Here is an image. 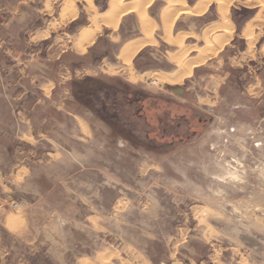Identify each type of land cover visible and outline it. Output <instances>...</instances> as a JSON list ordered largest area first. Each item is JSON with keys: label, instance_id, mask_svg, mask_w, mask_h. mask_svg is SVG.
<instances>
[{"label": "rangeland", "instance_id": "rangeland-1", "mask_svg": "<svg viewBox=\"0 0 264 264\" xmlns=\"http://www.w3.org/2000/svg\"><path fill=\"white\" fill-rule=\"evenodd\" d=\"M227 1L234 41L230 39L212 57L192 68L181 83L156 85L152 74L176 68L168 61L169 55L179 50L174 36L185 34L183 47L204 45L201 33L206 24L221 21L216 17L217 0H209L204 17L179 15L167 42L156 29L155 42L137 52L129 64L138 77L134 81L117 61L123 44L142 35L134 14L123 16L115 31L102 28L90 48L79 54L72 42L78 28L89 25L92 13L87 12V4L75 0L76 15L60 23L63 0H25L24 18L15 24L16 38L8 40L10 52L4 56L5 64L17 63L13 72L17 78L30 61L43 62L47 54L66 51L61 60L70 93L64 110L92 126V130H84L92 146L84 149L76 138L77 130L65 129L59 149L64 157L58 166L31 164L33 177L12 194L14 201L5 199L8 193L2 192L0 185V212H16L9 217L15 223L21 222L25 202L47 203L54 208L55 195L42 199L44 195L37 192L39 187L49 186L41 172L56 169L66 177L84 167L83 176L72 184L82 197L92 196L95 205L101 207L106 228L99 227V218H95V231L88 237L82 232L78 236L70 224L58 230L54 225L49 227L46 221L51 215L46 217L36 210L38 215L32 218L37 224L29 227V234L18 235L0 225V264H61L60 251L50 249L54 242L47 239L75 233L79 240L73 243V252L64 257L66 264H72L75 254L100 252H104L99 255L100 264H133L130 258L135 256V248L139 254L133 259L141 264H264V30L259 34L247 30L251 35L245 44L246 40L237 36L245 27L241 13L256 9L248 6L251 0ZM257 1L264 10V0ZM185 2L191 8L195 0ZM92 3L99 14L108 9L107 0ZM163 7L162 0H155L146 10L159 23ZM247 27L250 29L251 24ZM28 40L32 44H27ZM56 41L58 44L48 49L50 42ZM47 65L45 69L52 73L55 66ZM27 79L11 92L12 96L26 88L30 92L25 98L7 103L0 100V182L4 186L8 185L6 175L15 149L25 147L16 139L17 131L7 128V106L18 107L23 100L32 105L37 102L34 119L44 116L50 121L57 117L52 107L40 113V107L50 105L51 99L41 98L33 86L26 87ZM105 94L116 96L118 101L109 113L101 114L96 112L99 104L94 99L104 100ZM107 98L104 101L109 105ZM136 98L139 103H131ZM64 116L66 122H74L72 116ZM50 148L45 140L32 146L31 160L39 159ZM69 202L63 209L60 205V214L70 222L76 210Z\"/></svg>", "mask_w": 264, "mask_h": 264}, {"label": "crops", "instance_id": "crops-1", "mask_svg": "<svg viewBox=\"0 0 264 264\" xmlns=\"http://www.w3.org/2000/svg\"><path fill=\"white\" fill-rule=\"evenodd\" d=\"M28 2H33V0H28ZM25 3H26L25 0H0V54L3 55L2 57H0V100H2V102L7 103L9 102V99L17 100V99H21L22 97L25 98L27 92H30V90L27 91L26 88H24L23 91L19 92V94H14L12 96H11V92L13 91L17 83L21 82L22 80H25V78H28L27 79L28 83L26 87L31 89L33 86L38 89V94L39 96H41V98L46 100L51 99L49 103L50 105H48L47 107H42V106L40 107L39 109L40 113L43 115L48 111L50 107H52L57 117L55 120H50V121L48 120V118L44 116H40L39 118H37L38 120L34 119V115H35L34 109L37 102H35V105H32L28 103L29 101L23 100L21 101L20 105H18V107H16L17 105L12 106L13 108H9V106H7L5 111L9 119V125L7 128L8 130L11 128L17 131V133L15 132L16 139L24 143L25 147H27V148L19 147L15 149V152L13 154V163L9 167L8 173L6 175L8 185L4 186L2 185V182H0V185L2 187V192L7 191L8 193V195L5 196V199L9 201H14L12 194L18 192V189L24 186V184L27 183L28 179H31L33 177L31 164L37 162V163H48L50 164V166L54 165L55 167L58 166V164L61 162V158L64 157L62 152H60V150H62V148L60 149V147L63 146V135L65 129H68L71 132L77 130L78 135L76 138L83 142L81 143L80 146L83 148L85 147L84 149L90 148L92 146L90 145L91 144L90 136L85 135V131L92 130V126L88 122L82 120L80 116L79 118H77L76 116L71 115L70 112L64 110L65 98H67L68 93H70L69 90L65 87V83H64L65 71L63 70L65 66L63 65V62L61 60L63 54L66 51L62 49L55 54H47L43 62L33 63L30 61L29 64L25 66V69L23 71L20 70V75L17 78L15 76V73H13L15 72L14 69L17 67L16 65L17 63L16 64L12 63L8 65L5 64L4 60L6 59V57L4 56L6 55L9 56V52H10L9 51L10 41L8 40L9 39L14 40L16 38L14 37L15 33H17V31L15 30V24L20 23L24 18L22 7L25 6ZM200 3L201 0H195V3L192 6H190L191 9L194 10L198 8ZM209 6L206 12L209 10ZM243 6L246 7L247 5H243ZM248 6L251 8H255L256 11L253 12L251 16L245 20V27L241 30V32L237 34L238 37L246 40L245 44H247L246 43L247 39L250 38L246 30H251V33L253 34L262 33L264 30L262 29L264 28V10H262L261 3L257 0H251V3ZM217 8L218 6L216 5V17L219 18ZM206 12L203 13L202 15H193V16L204 17L206 16ZM257 16L258 19H255ZM134 22L136 23L135 16H134ZM219 22L220 21L207 23L206 27ZM248 24H251L250 29L247 27ZM88 26L89 25L81 26L80 28H78L72 42L73 49H75L74 44L79 36L80 31ZM141 38L142 35L139 38L130 39L127 40L126 42L133 40L137 41V39L139 40ZM42 40L43 42L47 41L46 37H44V39ZM28 41L29 42L27 44H32L31 40ZM230 41H234L233 36ZM125 43L123 44V46L125 45ZM57 44H58L57 41L56 43L50 42V44L48 45V49L54 47ZM88 48H90V46ZM260 49H262V47ZM133 61L135 62L136 59ZM48 62L51 63V65L55 66V69L52 71V73H49L45 69L48 67L47 65ZM165 73H170V72H165ZM34 83H36L37 86L34 85ZM49 87L50 89H48ZM46 90L48 93H46ZM238 108L247 109L244 108L243 106H239ZM88 109L89 110L91 109V111L95 114V110H92V108H88ZM249 110L252 109L249 108ZM15 113L17 116L15 115ZM64 114H67L68 116H72L74 122H66L64 120L65 118ZM261 114L263 115L264 111H261ZM1 128L2 126L0 125V129ZM54 132H56V134H54ZM73 137H75V135H73ZM42 140H45V143L51 147L50 148L51 150L50 152H45L43 156L33 161L31 160V158H33V151L31 147L38 144ZM73 153L77 154L75 152ZM76 159L82 160V158L81 159L76 158ZM81 168L82 169L79 170L77 174H73L71 176H66V177L64 173L62 172L58 173L56 169L51 170V173L48 174L41 172L42 175L40 174V177L46 178V182L47 184H49V186L48 188H44V189L39 187V189H37V192L40 193L41 195H44L41 197L42 199L45 198L52 199V197L55 195L54 197L55 198L54 202L56 204L55 207L52 208L47 203L25 202V204L22 206V213H20L21 222L13 223L11 222V219H9L10 215H16L17 214L16 212H13L11 214L10 213L3 214V212L1 211L0 218L2 219H0V225L6 228H12L17 232L16 234L24 236L26 234H29L28 233L29 227L31 228V226L37 224L33 221L32 217L38 215V211L36 210H39L40 212H42V215H46V217H48V215H51L49 221L47 220L46 223L48 224L49 227L54 225L53 227H55L56 230H58V227L61 228V226H64L65 224H70L73 230H75L77 234L79 232L80 233L82 232L84 235H87L88 237L90 232L95 231V225L93 224L94 222L92 220L95 218H99L98 226L104 228L106 226L105 225L106 223L104 221L105 219L102 218L104 217V215L99 213L101 207L100 206L97 207L95 205V201L92 199V196L88 195L82 197L80 189L76 190L72 184L75 180H79L81 176H83L82 171L85 169L84 167ZM103 178L105 179L106 177ZM1 179H3V175L0 172V181ZM68 200L69 201L71 200L70 206L72 210H76L70 222L63 220L62 218H64L65 216L60 214V205L61 208L63 209L62 206L64 203H70ZM53 215H55L57 219L54 218ZM75 234H72L73 236L71 237L65 234H58L56 235V237L50 236L47 239L54 242V247H50V249L53 248L55 251H60L59 256L62 259L61 264H66L65 260H63L64 257L67 255V253L70 250H72L73 252L74 244L79 240V238H75L77 237L74 236ZM34 239L35 238H32V241L36 240ZM134 250H135L134 252L135 256L132 255L130 260L133 262V264L135 263L141 264V262L138 263L137 261H134L133 258L136 257L137 254H139L136 248ZM103 253L104 252H100L95 255L93 253L75 254L73 255L72 264H100L98 254H103ZM138 256L141 257V254ZM82 258L84 260H82ZM96 258L98 259V261ZM171 264H181V263L172 262Z\"/></svg>", "mask_w": 264, "mask_h": 264}, {"label": "bare ground", "instance_id": "bare-ground-1", "mask_svg": "<svg viewBox=\"0 0 264 264\" xmlns=\"http://www.w3.org/2000/svg\"><path fill=\"white\" fill-rule=\"evenodd\" d=\"M63 1L64 5L61 8L59 14L60 23H64L70 20L77 13L75 0ZM82 1H84L88 6L86 8L87 12H91L92 14L90 15V17L88 16L89 26L80 31L79 36L74 44V50H76V53L83 54L85 52V49L94 42L96 36L99 35L102 28L106 27L111 29L112 31H115L120 19L123 16L127 14H134L135 21L139 24V27L141 29L142 38L139 40L137 39V41L133 40L126 42L117 57V61L120 62L121 65L125 66L124 70L125 72L127 71L129 73V79L132 81L136 80L138 77L133 73L129 64L137 52H139L145 46L151 45L155 42L153 36L154 31L159 28L162 32L163 40L165 42L171 40L170 32L172 30L175 19L179 15L188 13L192 15H199L206 10L207 4L209 2V0H201L198 8L193 10L189 8L185 0H162L164 7L159 16L160 23H158L150 18L146 10L147 7L155 0H131L129 2H125V0H107L108 9L100 14L97 12L96 7L92 3V0ZM217 1L219 3L218 14L221 21L203 29L201 33V41L204 43V45L200 47H183L182 38L185 36V34L174 36L173 42L179 48V50L171 53L169 55L168 61L174 64L176 68L173 72L170 73L152 74L150 78H152L156 85L161 83L172 85L181 83L183 79H185L191 73L192 68L202 64L205 60L212 57L231 39L233 24L228 18L229 2L227 0ZM255 19H258V16ZM250 46L252 45L250 44ZM193 50H195L196 54L194 53V56H190L189 53ZM111 72L115 71L112 70ZM207 86L209 85H206V87ZM82 260L84 259L82 258ZM101 264H103L102 261Z\"/></svg>", "mask_w": 264, "mask_h": 264}, {"label": "flooded vegetation", "instance_id": "flooded-vegetation-1", "mask_svg": "<svg viewBox=\"0 0 264 264\" xmlns=\"http://www.w3.org/2000/svg\"><path fill=\"white\" fill-rule=\"evenodd\" d=\"M110 92V89L109 91ZM94 97V96H93ZM107 97H110V99L108 100L109 105H107V103L104 101L106 100ZM136 97H138L136 95ZM108 99V98H107ZM95 102H98L99 106L96 109V112L101 113V114H106L109 113L110 109H113L114 106L116 105V102L118 101L116 96H108L107 94L104 95V100H99L98 98L94 99ZM140 100H138L137 98L135 100L132 99L131 103H139ZM138 108V107H137ZM139 109V108H138ZM137 109V112L139 111ZM112 119H115L114 117ZM119 120V119H118ZM118 122V121H117Z\"/></svg>", "mask_w": 264, "mask_h": 264}, {"label": "trees", "instance_id": "trees-1", "mask_svg": "<svg viewBox=\"0 0 264 264\" xmlns=\"http://www.w3.org/2000/svg\"><path fill=\"white\" fill-rule=\"evenodd\" d=\"M251 14H252V11L243 10V13H241L242 15L241 20H246L247 18L251 16Z\"/></svg>", "mask_w": 264, "mask_h": 264}]
</instances>
